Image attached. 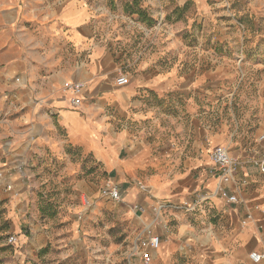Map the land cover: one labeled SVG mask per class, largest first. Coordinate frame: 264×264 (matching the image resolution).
Returning <instances> with one entry per match:
<instances>
[{"label": "crops", "instance_id": "1", "mask_svg": "<svg viewBox=\"0 0 264 264\" xmlns=\"http://www.w3.org/2000/svg\"><path fill=\"white\" fill-rule=\"evenodd\" d=\"M238 2L252 15L264 4ZM191 4L194 14L206 10V0H0L5 222L17 227L18 207L25 211L31 204V155L78 153L90 155L109 182L122 187L121 202L143 208H133L142 237L153 224L156 201L173 204L160 213L165 228L153 227L162 243L152 261L173 264L184 254L192 264H264L249 258L252 251L264 254V173L252 163L264 149L258 141L264 73L242 96L224 85L233 78L223 73L224 64L238 59L264 65V38L234 42L232 57L224 55L220 39L209 45L199 36L186 40L166 17ZM146 15L155 22L142 23ZM138 31L147 38H132ZM122 74L129 83L119 86ZM73 82L85 84L78 107L64 89ZM217 146L241 161L237 180L246 177L247 183L224 186L230 201L214 195L196 211L180 208L216 191L210 152Z\"/></svg>", "mask_w": 264, "mask_h": 264}, {"label": "rangeland", "instance_id": "2", "mask_svg": "<svg viewBox=\"0 0 264 264\" xmlns=\"http://www.w3.org/2000/svg\"><path fill=\"white\" fill-rule=\"evenodd\" d=\"M205 7V12L194 14L191 4L184 13L166 17V22L173 24L176 33L186 40L199 36L208 45L222 40L224 55L229 57L235 51L230 47L234 42L248 44L264 38V4L257 5L253 15L238 0H206ZM142 20L146 25L155 22L148 15L142 16ZM135 37L147 38L140 31L133 33L132 38ZM223 73L233 78L224 85L242 96L261 81L264 65L238 59L224 64ZM224 118H228L227 113ZM28 168L26 180L31 188V204L25 211L18 207V226L5 222V214L0 210V264H144L135 250L142 228L138 226L134 206L104 194L110 183L109 175L90 155H31ZM139 180L142 179L134 176L136 185ZM152 223L148 225L152 231L154 226L165 228L166 224L155 213ZM11 236L16 237V242H9ZM191 260L177 254L171 263L192 264ZM165 263L159 259L149 264Z\"/></svg>", "mask_w": 264, "mask_h": 264}, {"label": "built area", "instance_id": "3", "mask_svg": "<svg viewBox=\"0 0 264 264\" xmlns=\"http://www.w3.org/2000/svg\"><path fill=\"white\" fill-rule=\"evenodd\" d=\"M19 80V79H17ZM116 84L119 86L126 85L129 83V77L126 75H121L116 79ZM85 88V84L83 82H73L64 84V89L69 91L72 95L71 104L74 107H78L82 102L81 93ZM258 141H264V134L258 136ZM210 158L213 163V168L211 169V173L218 172L219 183L216 188V191L211 194H204L194 199L193 202L185 203L182 207L184 210L193 212L196 211L201 205L205 202L209 201L211 197L214 195H218L222 199H226V201H230L232 197L229 196L228 192L224 189V186L234 183L240 182L241 184L247 183V178L242 177L237 180V175L242 167V163L239 159L233 157L230 154V151L225 146H217L210 152ZM252 163L255 164L258 169L264 173V149L261 150L259 155L252 159ZM139 187L144 188V185L139 182ZM104 194L110 199L121 202L123 199L122 190L117 186H111L108 183L107 187L104 189ZM174 207L173 204L169 202H158L155 214L156 217H161L160 213L162 210L166 208ZM177 208V207H175ZM140 211L143 208L139 205L135 207ZM16 237L11 236L9 238V242H16ZM137 243L135 246V250L139 253V258L142 263L149 264L153 259L152 251H157L161 247L162 239L159 234H156L152 231L150 226H147L144 230V236L138 237ZM249 258L253 263H260L264 259V254L258 251H252L249 254Z\"/></svg>", "mask_w": 264, "mask_h": 264}]
</instances>
